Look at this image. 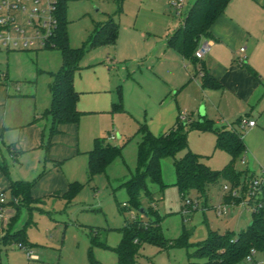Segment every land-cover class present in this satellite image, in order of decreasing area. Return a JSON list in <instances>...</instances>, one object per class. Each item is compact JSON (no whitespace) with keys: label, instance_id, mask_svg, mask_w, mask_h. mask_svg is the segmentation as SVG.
<instances>
[{"label":"rangeland","instance_id":"obj_1","mask_svg":"<svg viewBox=\"0 0 264 264\" xmlns=\"http://www.w3.org/2000/svg\"><path fill=\"white\" fill-rule=\"evenodd\" d=\"M172 1L121 0L117 11V3L111 0H67L69 45H84L72 77L79 93L76 108L80 116L77 123L59 126L50 138V118L43 112L50 100V72L61 65L59 51L36 47L35 51L11 50L7 55L1 47L0 86L4 87L6 108L5 125L0 128V161L7 174L0 171V192L9 180L29 181L33 182L30 194L39 201L22 205L15 218L8 219L9 224L2 228L0 224L2 235L22 230L27 244L0 242V264H117L111 247L118 244L125 221L136 217L146 221L153 213L160 217L164 239L184 235L187 243L203 239L208 228L237 231L250 221L262 191L252 197L243 191L242 182H249L250 173L256 177L264 173V126L257 122L256 128L262 127L259 130L241 127L236 118L229 122L223 119L225 122L217 125L215 121L221 116L213 98L193 83L196 78L200 83V76L191 63L184 66L167 58L166 32L186 14V3L178 16ZM26 5L46 9L47 0ZM108 15L117 25L115 42L88 45L86 40L94 27ZM113 103L119 106L113 109ZM201 106L203 118L213 129L230 124L242 135L245 151L233 163L239 184L220 176L205 185L203 194L190 189L181 195L174 185L173 159L165 157L160 162L164 185L148 181L149 193L140 192L137 207L129 204L122 182L136 169L140 125L159 135L178 117L185 124L187 149L204 156L214 170L229 161L225 151L214 147L213 133L198 130L191 123L200 119ZM254 121H258L255 116ZM95 138L118 147L119 153L103 171L90 176L87 152ZM185 151L179 150L175 156ZM70 182H77L79 188L74 196L65 198L62 194ZM231 191L238 200H232ZM54 192L58 196L52 195ZM3 194L2 213L8 218L13 207L8 192ZM188 200L197 201V206L187 205ZM220 203L226 204L222 215L214 211ZM139 208L146 212H139ZM186 254L182 246L162 248L144 242L137 264H187ZM241 264H264V250H254L252 258Z\"/></svg>","mask_w":264,"mask_h":264},{"label":"trees","instance_id":"obj_2","mask_svg":"<svg viewBox=\"0 0 264 264\" xmlns=\"http://www.w3.org/2000/svg\"><path fill=\"white\" fill-rule=\"evenodd\" d=\"M111 1L117 3V11H120L121 0ZM228 1L194 0L179 26L167 39L168 46L177 51L184 60L190 62L196 72L201 74V84L205 88H217L220 85L206 73L202 61L194 56V51L202 37L212 36L211 24L223 11ZM66 2L67 0L56 1L54 11L56 24L51 36L52 46H48L57 49L61 59L59 69L54 73L50 72L51 81L47 86L50 100L48 107L43 112L50 118L49 138L57 132L60 125L77 123L80 116V112L76 109L79 93L73 86L72 77L84 45L81 47L69 45ZM116 36L117 25L113 21L112 15H108L105 21L96 24L86 43L90 46L113 44ZM116 106H119V103L112 104L113 109ZM239 120L240 118L237 119L238 123ZM191 123L198 130H210L214 135V147L225 151L229 155V161L222 168L214 170L205 163L203 156L187 149L185 124L180 122L178 117L171 127L159 135L151 134L144 125H140L136 169L130 178L122 182L129 204L137 207L140 192L149 193L146 185L148 181L156 183L160 187L164 185L161 181L160 162L165 157L173 159L174 185L181 195L190 189L203 194L205 185L216 182L220 176L227 177L235 184H239L238 174L233 163L245 151L242 135L231 128L213 129L210 122L205 119ZM47 145L49 146V143ZM183 149L186 151L176 157L175 154ZM118 153V147L107 144L101 138H95L92 147L87 152L86 169L88 174L91 176L103 171ZM0 171L7 174L6 165L2 161H0ZM249 177L250 182L256 176L250 173ZM249 182H242L243 191L247 192ZM32 185L33 182L29 181L9 180L7 188L1 191L8 192L9 204L14 209L10 221L15 218L22 205L29 206L35 201H39L30 194ZM78 188L77 182H70L62 196L70 198L75 195ZM260 189L262 191L261 199L264 200V185ZM231 198L233 201L238 200L233 196ZM153 216L146 221L138 217L125 221L120 229L121 236L118 244L111 247L116 255L117 264H137L138 250L144 242L162 248L170 246L186 248L187 264H238L247 258L252 249L264 250V208L256 205L252 208L251 219L245 227L237 231L227 229L223 232L208 228L206 236L196 243H187L184 235L167 241L160 231L159 215L153 213ZM0 242H18L20 245H27L22 230L15 232L9 230L3 235L0 234ZM191 245L193 248L189 250Z\"/></svg>","mask_w":264,"mask_h":264},{"label":"crops","instance_id":"obj_3","mask_svg":"<svg viewBox=\"0 0 264 264\" xmlns=\"http://www.w3.org/2000/svg\"><path fill=\"white\" fill-rule=\"evenodd\" d=\"M193 1L183 0L182 3H186L185 13ZM180 23L181 21L176 26L168 28L165 36L166 42H163L165 44L164 53L168 55L167 58L170 61L175 64L182 63L185 66L190 62L184 60L177 51L166 45L169 35ZM210 31L212 36L202 37L198 43V45L200 43L207 44V50L199 59L202 61L206 73L213 77L220 86L217 88L203 87L201 74L196 72L191 64L195 73L200 76V83L198 78L193 83L198 90L206 92L213 98L217 112L221 116L220 121H215L217 125L224 123L223 119L228 122L233 118L237 120L240 117L254 120L255 116L258 121H255V124L250 128L259 130L262 127L256 128L257 122L264 126V0H229L223 11L211 24ZM241 47L242 51L239 49ZM31 51H35V49ZM10 52L11 50H6L7 55ZM240 58H242V62ZM46 74L48 73L46 72ZM4 92V87L0 86L1 129L5 125L6 96ZM200 108L203 110V114H200ZM200 108L198 116L200 119H204V108L202 106ZM224 128L232 129V125L221 126V129ZM57 192L52 195L58 196ZM13 213L14 209L12 208L8 211V218L0 217L1 228L9 224L8 219L10 220Z\"/></svg>","mask_w":264,"mask_h":264},{"label":"built area","instance_id":"obj_4","mask_svg":"<svg viewBox=\"0 0 264 264\" xmlns=\"http://www.w3.org/2000/svg\"><path fill=\"white\" fill-rule=\"evenodd\" d=\"M56 1L47 0V8L38 9L36 7L28 8L26 5L27 2L37 3L38 0H0V49L4 47L6 50H34L36 47L52 46L51 36L56 24L54 15ZM171 3L176 10V15L181 16L182 1L173 0ZM239 49L243 50L242 47ZM206 50L207 44L200 43L194 51V56L201 58ZM240 61H243L242 58ZM181 119H184V115L181 116ZM239 123L241 127H251L255 121L241 117ZM262 185H264V173L249 182L247 192L253 197L257 192H260ZM222 188L227 189L225 185ZM234 193L235 191H231V196ZM258 199L255 205L264 208V200ZM4 202V194L0 192V217H3ZM186 203L189 206H197V202L192 203L188 200ZM214 211L218 215L225 214L226 204L215 206ZM253 251V249L250 251L247 258L252 257Z\"/></svg>","mask_w":264,"mask_h":264},{"label":"water","instance_id":"obj_5","mask_svg":"<svg viewBox=\"0 0 264 264\" xmlns=\"http://www.w3.org/2000/svg\"><path fill=\"white\" fill-rule=\"evenodd\" d=\"M200 114H203V110H201V108H200ZM200 121H201V119H200ZM139 212H144V210L139 208Z\"/></svg>","mask_w":264,"mask_h":264}]
</instances>
